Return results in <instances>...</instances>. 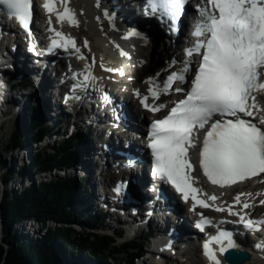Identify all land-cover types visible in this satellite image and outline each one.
Here are the masks:
<instances>
[{
	"label": "bare ground",
	"instance_id": "6f19581e",
	"mask_svg": "<svg viewBox=\"0 0 264 264\" xmlns=\"http://www.w3.org/2000/svg\"><path fill=\"white\" fill-rule=\"evenodd\" d=\"M79 2L77 6H80V12L83 15V27L87 29V27L91 30L92 36H85L84 38L87 40V43H90L92 46V52L91 53L95 58L96 62L99 65H106L109 69H112L114 71V75L110 76L107 82V87L110 89V91L114 93H119L121 98H125V100L128 102L130 110L134 112L135 115H138L141 118L147 119L149 122L150 116L147 112L140 110L135 104L134 96L144 89V85H142L140 82H138L137 77L138 74L134 72L135 66L140 65L142 63V53L144 52V46L136 42L137 41V35H142V38L144 40V44L146 47L147 53L154 54L153 60L158 59V55L160 54L161 49L164 48V37L165 33L162 31H157V33L151 32L149 29H147L148 26L154 27L152 21L151 23H148L146 21H143L140 17H138L134 12L133 8L124 7L122 5L121 9L119 11L114 10V4L111 2V0H101V3L99 0H76V2ZM74 4V3H73ZM119 4V3H118ZM117 4V5H118ZM74 8L76 10V6L74 4ZM79 12V11H78ZM81 17V16H80ZM79 20V19H78ZM20 29V28H19ZM133 29L137 30L136 35H133ZM83 30V29H82ZM90 34V33H89ZM149 36H152L153 39L151 40ZM152 45V47H151ZM148 54V55H150ZM142 58V59H141ZM151 59V56H150ZM16 61L14 63V67H11L9 69L4 70L0 74V105L5 107V114L8 116L10 112H15V115L17 113L22 114L25 112V109L30 106L31 104H34L39 101H45L48 105V111L47 115L44 118V120H48L50 123H58L61 125L62 129H64L65 126L69 125L73 130L80 129L83 127H90L92 122V118L95 115V110L92 108L94 104H91L92 106L90 110L92 111L93 115L88 113L90 116H88L85 112L81 111L78 114H76L75 117H72V122H69L67 119L64 120L62 117L64 115L55 108H58V106L55 104V102H52L51 95L56 91V86L54 83V71L50 69H40L36 70L31 68L28 65V62H30L27 59H22V57H19V59H14ZM157 63V62H155ZM162 63V60H160L158 64ZM135 77V86L133 90L134 95L128 92L127 88L124 89V87H120L119 90L118 86L120 84H129L130 82L125 79H129L130 77ZM149 77V76H148ZM147 78V77H146ZM145 78V79H146ZM15 79H20V82L26 85L27 87L21 91H14L10 87L12 85V82ZM132 85V84H131ZM260 104L264 106V92L261 93V95H258ZM262 109V108H261ZM263 113L259 110V114ZM264 120V118H262ZM96 122V121H94ZM3 121L0 122V126H2ZM69 129V128H68ZM70 131V130H68ZM102 131V130H101ZM49 145V144H48ZM96 146V144H95ZM92 147V151H94V147ZM97 148V147H96ZM98 151V149H96ZM31 151L27 150L26 152H22V156H30ZM98 158L96 155H93L91 158L85 159L77 168L72 169V173L77 175V173L85 174L86 171L87 174L91 180V187L93 191L96 190L97 182L94 180V176L98 175L99 182L101 183V170L97 163ZM75 165V164H74ZM96 168V169H95ZM95 169V170H94ZM75 175V176H76ZM82 175V176H83ZM78 177V175H77ZM76 177V178H77ZM100 186L99 190V197H96L98 199V204H95L98 209H100V205H104V209H101L102 213L105 214L104 218H115L111 220L109 224V227L114 228V230L119 231L126 229L127 235H131L132 237H136L139 234L146 233L148 229H156L158 226L161 225V221H163V217L160 214H155L148 220L147 226L143 225L140 226L139 229H135V224L139 221V224L141 223L142 217L144 216V213H146V209L142 206L140 211H142L141 216L138 217L137 220L130 221L126 217H122L120 214H118L116 211L112 210L111 207L115 206L114 203L110 202L108 200L104 201L102 199L103 196V186ZM264 180H260L251 183L246 188H241L237 191L235 197L233 200H230L232 203H238V200L240 199L239 195L241 193H244V200L242 203H254L253 207L255 208V211L257 212H263L264 208H261L258 205V202L264 197ZM263 193V194H262ZM139 194V192H138ZM258 195V198L256 196ZM108 197V196H107ZM105 197V198H107ZM257 199V200H256ZM96 200V199H95ZM241 203V204H242ZM227 206L230 205V203L226 204ZM106 207V208H105ZM130 208V207H129ZM234 213L238 212L236 210L233 211ZM108 216V217H107ZM104 220V219H103ZM103 225V226H102ZM101 227L103 229L112 230L109 227L107 228L103 224ZM183 236L181 238L182 246L186 243L188 244L190 237L188 236V231L186 228H183L182 230ZM136 236H133V235ZM148 253L146 261L148 262H154L158 261L161 264H163V261H168L166 264H170L171 259H167L170 257L169 254L167 256H163L161 254L159 256L158 252L152 247L147 244ZM245 248L249 251H251L252 258L245 264H264V252L262 258L259 256L261 252L256 251L253 247L250 245H245ZM195 249V250H194ZM192 248V251L194 250L196 253L198 264H206L204 263L203 258L201 257L199 251V248ZM156 256V257H155ZM172 258V257H171ZM173 259V258H172ZM175 263H178V261L175 260ZM222 264H228V263H222Z\"/></svg>",
	"mask_w": 264,
	"mask_h": 264
},
{
	"label": "trees",
	"instance_id": "16d2710c",
	"mask_svg": "<svg viewBox=\"0 0 264 264\" xmlns=\"http://www.w3.org/2000/svg\"><path fill=\"white\" fill-rule=\"evenodd\" d=\"M16 124L11 143L4 146L11 153L18 147L41 140L50 130L40 109L32 108L26 123L18 121ZM27 124L32 133L31 140L25 134ZM80 144L81 137L74 136L61 142L53 152L37 151L34 159L28 165L24 163L25 168L19 167V171L8 169L4 157H0V169L4 171L1 179L8 186L20 170L41 173L71 166L79 160L74 147ZM86 186L83 178L77 181L70 176H55L49 182L27 186L20 192L18 189L4 190L0 201V264H80L78 261L86 251L93 260L101 263H108L109 258L115 260V264L136 263L135 256L143 253L142 240L119 246L115 237L93 229L98 225L97 217L91 216L88 210H74L80 204L81 190ZM30 219L41 225L36 238L32 237V232H25L23 226ZM51 221L56 226L51 227ZM75 225L85 229L79 231Z\"/></svg>",
	"mask_w": 264,
	"mask_h": 264
},
{
	"label": "rangeland",
	"instance_id": "374dc122",
	"mask_svg": "<svg viewBox=\"0 0 264 264\" xmlns=\"http://www.w3.org/2000/svg\"><path fill=\"white\" fill-rule=\"evenodd\" d=\"M77 4H79V2L77 1L76 2V6H77ZM78 8V11L80 10L79 8H80V6L79 7H77ZM81 19V18H80ZM82 21H84V19H81ZM86 27V26H85ZM85 27H83L82 26V29L81 30H79L78 32H76V34H79L80 35V39H81V37L83 38V37H85V36H92V33L93 32H91V30L87 27V29L85 28ZM90 33V34H89ZM128 79V78H127ZM129 79H132V77H130ZM128 79V80H129ZM23 92V91H22ZM35 104V103H34ZM34 104H31L30 106H28L26 109H25V112L23 113V115H22V121H24L25 120V117H24V114L25 115H27L28 114V110L30 109V107L31 106H33ZM1 108H3V109H5V107L4 106H1ZM2 114H1V111H0V122H2L3 121V124H2V126H0V157H4V160L6 161V163H7V165H8V169H12V168H14L15 170H17V171H19V167L20 166H24L25 164L24 163H26L27 165L30 163V161H31V159L34 157V154L37 152V151H42L43 150V148H41V146L39 147L38 145V147L36 146V148L33 146V145H31V146H28V147H23V148H16L15 150H13L12 152H14V153H11V152H7L6 150H5V148H4V146H6L7 144H10L11 143V138H12V134H13V131L16 129V127H17V121L18 120H16V116H19V115H21L20 113H17L16 115H15V112H10V114L8 115V116H6V115H3V117L1 116ZM4 120H6V123L4 122ZM67 120H68V118H67ZM26 122V121H25ZM26 127H27V130L25 131V133H26V137H28L29 139H31L32 138V133L30 132V128H29V126H28V124L26 125ZM66 127L67 126H65L64 127V129L66 130ZM64 130V131H65ZM67 131V130H66ZM92 133V131H91V129H90V132H89V137H88V140H90L91 139V142H93L94 143V145L96 144H98L97 143V140H98V137H97V134L99 133H94V134H91ZM55 139V138H54ZM56 140V139H55ZM50 141H51V148L49 147V149L47 150H45V151H47V153H49V152H53L54 150H55V148L57 147V146H59L58 145V142L57 141H54V140H51L50 139ZM86 146H85V143L84 144H82V145H80L79 147H74V150H75V152L76 153H79L80 152V154H82L83 153V148H85ZM29 149H31V155L30 156H22V152L23 151H25V150H29ZM82 158V157H81ZM85 160V159H84ZM83 159H82V161H80L81 163L84 161ZM19 161H21V164H19L20 162ZM81 163H78L77 165L75 164H73V165H71V166H66V167H64V168H59V170H55V169H53L52 170V172H51V174H48V178L46 179V180H49V179H51L50 177H54V175H57V174H59L60 173V171L63 173L64 171H66V170H70V169H72V168H77L78 166H79V164H81ZM96 169V168H95ZM94 169V170H95ZM2 172H4V171H2L1 169H0V192L2 191V190H6V189H8V190H10V191H12V189L14 190V189H18L19 190V192L21 191V190H23L24 188H26L27 186H29V184H27L26 185V183H25V181H26V179L29 177V176H32L33 177V175H32V173L31 174H28V176H26L25 178H23V179H20L19 181H17V183H15V184H13V183H10L9 184V186H5L4 184H3V181H2V179H1V174H2ZM69 175H71V176H74L75 178L77 177V175L79 176V177H82V175L83 174H81V173H77V175L76 174H74V172L72 173L71 171L68 173ZM76 175V176H75ZM43 178L44 177H40V175L39 174H37L35 177H34V181H35V184H38V183H40V182H45L46 180H43ZM94 178V180H95V182H97V187H96V190H95V203H94V205L95 204H98L97 202H98V199L96 198V197H99V188H100V186L102 187V185L103 184H107V182H108V180H105L104 179V177H101L102 179H101V183L99 182V177H98V175H96V176H94L93 177ZM46 182H48V181H46ZM92 185H91V182L90 181H88V183H87V186L85 187V190H83V191H85V193H87L86 194V196H88V193H91L92 192V187H91ZM12 193H14V191L12 192ZM87 200H89V199H87ZM75 209H78V207H76ZM74 209V210H75ZM93 213L95 214L96 213V211L94 210L93 211ZM108 217V216H107ZM112 219H115V218H105L104 220H103V222H104V225L108 228L109 227V224H111L110 223V221L112 220ZM100 221H102V220H100ZM113 221V223L112 224H114L115 222H114V220H112ZM24 227H25V232H27V231H30V232H36V233H38L37 231H39V224L35 221H31V220H29V221H26L25 222V224L23 225ZM50 226L51 227H54V226H56V223L55 222H50ZM110 229H112V230H107V229H103V228H100V230H99V232L100 233H102V234H107V233H109V234H113L114 233V231H116V230H114V228H112V227H109ZM81 229V228H80ZM120 230V229H119ZM36 233H34L33 235H32V237H34V238H36L37 237V235H39V234H36ZM31 235V234H30ZM0 239H1V235H0ZM124 240H126V238H121L120 240H118V243H117V245H122V243L124 242ZM147 248H143V251H144V253L146 252L145 250H146ZM149 249V248H148ZM148 249H147V252H148ZM85 257H86V255H85ZM156 257V256H155ZM196 257V256H195ZM87 259V258H86ZM86 262V264H98V263H95V262H92V260L90 261H85ZM164 263L163 264H166L168 261H163ZM107 264H115V261L113 260V261H111V262H109V263H107ZM134 264H161L160 262H158V261H154V262H148V260L146 261V259L144 260V259H142V260H139L137 263H134ZM170 264H176L174 261H170ZM195 264H198V262H196Z\"/></svg>",
	"mask_w": 264,
	"mask_h": 264
},
{
	"label": "water",
	"instance_id": "95a60500",
	"mask_svg": "<svg viewBox=\"0 0 264 264\" xmlns=\"http://www.w3.org/2000/svg\"><path fill=\"white\" fill-rule=\"evenodd\" d=\"M4 195L3 190L0 192V201H2V197ZM227 260L230 264H245L249 260H251L252 256L247 252L237 253L236 251H229L226 255Z\"/></svg>",
	"mask_w": 264,
	"mask_h": 264
}]
</instances>
